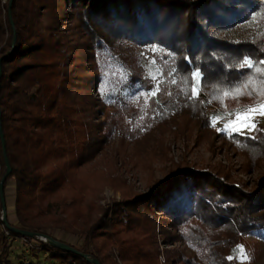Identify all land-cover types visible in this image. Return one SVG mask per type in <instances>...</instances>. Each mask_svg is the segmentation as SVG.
<instances>
[{"label": "trees", "instance_id": "16d2710c", "mask_svg": "<svg viewBox=\"0 0 264 264\" xmlns=\"http://www.w3.org/2000/svg\"><path fill=\"white\" fill-rule=\"evenodd\" d=\"M9 2L0 0V111L12 168L5 195L9 183L15 184L13 215L6 198L9 223L37 234L52 227L76 232L69 224L72 217L73 223L80 220L83 243L70 245L102 264H159V241L149 217L153 219L160 211L172 228L162 232L165 243L182 241L189 250V254H177L179 262L237 264L227 257H232L240 237L250 233L264 237V178L256 189L247 190L209 170L179 168L149 192L118 202L111 218L95 216L100 207L78 175L104 149L105 136L83 142L87 119L78 118L68 97L67 64L62 58L66 51L62 39H54L55 28H48L50 39L44 36L36 2L13 0L11 16ZM71 6L85 22L95 48L106 51L123 67L124 86L109 101L112 107L121 104L130 110L127 100L132 92L154 88L138 64L136 51L146 45L158 47L155 56L165 77L150 99L157 115L181 109L179 112L198 122L208 118L205 101L192 95L197 70L201 87L221 95L250 78L251 86L264 82V75L256 73V67L264 68L258 64L264 60V0H71ZM15 37V47L7 56ZM124 45L132 49L136 65L116 54ZM245 58L257 63L240 67ZM99 82L93 89L99 90ZM170 116L168 113L166 118ZM89 125H93L92 116ZM109 128L107 135L113 133L112 125ZM228 137L264 157L261 124L254 135L233 133ZM6 170L0 136V180ZM130 211L148 220L145 226L149 227L138 228L136 216L132 227L122 228L130 222ZM13 242L0 228V263L13 264ZM38 244L50 257L59 258L58 264H91L83 256L49 243ZM113 249L118 250L121 263Z\"/></svg>", "mask_w": 264, "mask_h": 264}, {"label": "rangeland", "instance_id": "374dc122", "mask_svg": "<svg viewBox=\"0 0 264 264\" xmlns=\"http://www.w3.org/2000/svg\"><path fill=\"white\" fill-rule=\"evenodd\" d=\"M6 1L3 0V3ZM24 1L25 4L36 2L42 13L41 27L44 36L51 38L48 28L52 27L55 28L52 32L54 39L61 38L63 41L61 45L66 52L62 58H65L67 64L64 70L67 75L68 97L76 107L78 118L87 119L83 142L88 143L91 139L98 140L105 136V143L102 144L104 149L78 175L79 181L87 182L90 198L100 207L98 213L95 211V216L103 217L104 220L111 218L118 202L149 192L156 183L179 168L209 170L247 190L257 188L259 181L264 178V157L260 158L252 149L238 145L228 137V133L218 129H222L228 119H234L228 113L244 105H255L264 99V95H257L254 91L252 95L228 97L216 91L210 93L201 87L199 76L197 87L207 106L209 119L198 122L179 112L181 109H169L165 115H157L150 99L153 92L159 91L165 77L156 60L155 52L158 47L154 44L140 47L136 51L139 52L138 64L143 67L144 76L150 79L154 88L150 92H132L127 100L130 110L121 104L112 107L108 105L109 101L113 100L117 89L124 86L121 75L123 67L113 56L107 55L106 51L95 48V40L88 34L78 11L72 8L71 0ZM115 52L120 59L124 57L127 63L136 65V59L132 56L134 53L127 45ZM99 80V90L93 89L94 83ZM255 88L264 93L263 83H254L248 91ZM168 113L171 116L166 118ZM91 116L93 125H89ZM216 116L221 118L213 126ZM102 122H106L109 130L112 125L111 135H107L106 124L101 125ZM255 122L256 126L261 124L264 128V117L257 115ZM245 134L254 135L255 129L245 130ZM5 196L9 202L8 210L13 215L14 181L9 183ZM129 214L130 222L128 225L125 222L122 228L126 226L128 230L135 223L142 230L149 227L145 226L149 225L148 220L140 219L141 215L138 213L130 211ZM136 216V220L140 222L130 225ZM151 218L149 217L159 241V264H183L178 261L177 254H189L188 248L182 241L165 243L162 234L166 230H172L169 218L160 211ZM72 219L69 217V224L76 232H65L52 227L46 229V233L68 244L81 245L83 237L79 230L80 220L73 223ZM36 245L33 242L30 247L14 240L10 250L12 263L58 264L59 258L50 257V252L41 246L35 248ZM239 245H244L250 259L240 260L233 250L232 257L237 264H264V237L250 233L240 237ZM112 254L121 263L118 250L113 249Z\"/></svg>", "mask_w": 264, "mask_h": 264}, {"label": "snow or ice", "instance_id": "6c2138e0", "mask_svg": "<svg viewBox=\"0 0 264 264\" xmlns=\"http://www.w3.org/2000/svg\"><path fill=\"white\" fill-rule=\"evenodd\" d=\"M257 63L249 58H245L243 63L240 65V67H253V65ZM259 65H264V60H261L258 62ZM256 73L258 75H264V68L256 67ZM201 76V73L199 70L195 71L193 73V88H192V95L193 97H196L199 95L198 90V80L197 77ZM264 83V82H262ZM252 84V79L250 78L248 81H246L241 86L235 88L232 92H224V97H228L230 95L232 96H239V95H252L253 91L256 92L257 95H264V93H261V90L259 88H255L252 91H248ZM158 90V89H157ZM156 93L153 92L152 95H155ZM229 117H234V119H228L227 123L224 124V127L222 129H218V131H224L228 133L229 135H232L233 133L244 135L245 130L252 131L256 129V117L257 115L264 117V99H261L258 101L255 105H244L242 107H239L237 109H234L232 112L227 114ZM220 116H216L213 119V126H215L216 120L220 119ZM234 252L238 254V258L240 260H247L250 259V256L245 251L244 245H237L236 249H234ZM234 257H227V259L231 260Z\"/></svg>", "mask_w": 264, "mask_h": 264}, {"label": "water", "instance_id": "95a60500", "mask_svg": "<svg viewBox=\"0 0 264 264\" xmlns=\"http://www.w3.org/2000/svg\"><path fill=\"white\" fill-rule=\"evenodd\" d=\"M12 2L13 0H10L9 2V12H10V16H11V8H12ZM13 24V21H12ZM15 43H16V37L13 40V46L11 51L9 52V54L7 56H9L14 47H15ZM2 76V58L0 59V79ZM1 86V84H0ZM0 136L3 142V148H4V155H5V160H6V167L7 170L4 174V176L2 177V179L0 180V198H1V203H2V215H3V222L5 223V225L12 231H14L15 233L22 235V236H27V237H34V238H38L39 236H44L47 238L46 243H49L63 251L66 252H70L73 253L75 255H79V256H83L84 258H86L91 264H102L97 258H93L90 257L87 254L82 253L81 251H79L78 249H76L75 247L71 246L70 244L60 241L57 238L47 234V233H35L33 231H29V230H22L19 228H16L15 226L11 225L8 221V211H7V202H6V196H5V182L8 178V176L10 175L12 168L10 166L7 154H6V149H5V139H4V134H3V129H2V114L0 111Z\"/></svg>", "mask_w": 264, "mask_h": 264}, {"label": "built area", "instance_id": "2783aa9c", "mask_svg": "<svg viewBox=\"0 0 264 264\" xmlns=\"http://www.w3.org/2000/svg\"><path fill=\"white\" fill-rule=\"evenodd\" d=\"M0 228L1 229H3V232H4V234H5V236L8 238V239H10V240H12V241H21L22 243H24V244H27V245H29L30 247L32 246V244H33V242H38V243H40V242H46L47 241V238L46 237H44V236H39L36 240L37 241H31V240H29L28 238H26V236H22V235H19V234H17V233H15L14 231H12V230H10L6 225H5V223L3 222V215L2 216H0ZM38 243H37V245L36 246H34L35 248L36 247H40V245H38ZM35 244V243H34ZM29 262V261H28Z\"/></svg>", "mask_w": 264, "mask_h": 264}]
</instances>
